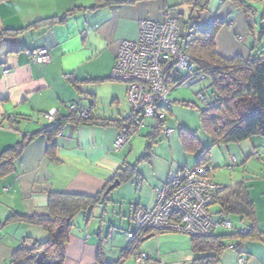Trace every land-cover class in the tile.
I'll return each mask as SVG.
<instances>
[{
    "label": "crops",
    "instance_id": "obj_1",
    "mask_svg": "<svg viewBox=\"0 0 264 264\" xmlns=\"http://www.w3.org/2000/svg\"><path fill=\"white\" fill-rule=\"evenodd\" d=\"M187 1L0 0V32L11 33L0 48V155L20 147L18 153L9 156L8 168L0 167V264H8L24 240L44 242L48 238L41 225L19 218L47 215V201L52 192L84 196L104 192L99 201L88 204L73 216L63 245L62 264H97L99 252L103 262L117 261L129 244L127 232L135 229L133 209L154 205V189L149 198L141 195L145 171L138 163L145 159L143 155L131 163L132 144L128 141L115 147L116 138L122 134L116 121L126 123L130 111L97 110L98 91L86 87L89 109L97 118L96 123L68 121L48 134L46 129L52 123L42 115L45 112L67 115L68 106L82 92L79 82L109 81L119 42L138 37L140 20H163L167 15L180 13L182 20L187 21L191 15H197L196 25L202 30L220 20L215 44L221 56L264 58V52L253 53L255 42L250 46L246 43V36L254 28L247 24L244 1L238 0L235 4L232 0H209L206 8L197 14L196 8ZM68 11L71 13L65 16ZM260 38L258 34L259 42ZM38 47L49 50L47 63H36L27 53ZM107 87L112 103H119L122 90L126 96V83L111 82ZM165 118L166 115L161 124ZM152 119L148 133L155 130L153 127L158 121ZM192 135L194 143L189 150L195 155L193 165H187L185 160L176 166L175 161L149 163L151 170L147 169L146 176L155 188L177 170L195 166L198 150L209 147L207 164L211 166V180L222 186L243 183L254 211V236L226 239L229 246L214 264H264V136L216 144L210 139L207 145H202ZM183 149L186 148L183 146ZM125 165L134 166V173L128 179L119 180L113 192L112 189L106 192L114 182L115 172ZM223 167L233 170L231 179L223 182L221 178L213 179L212 170ZM125 192L131 195V208L126 204L113 206L114 196L125 200ZM229 214L234 213L225 216ZM234 215L237 217L234 230L217 227L213 232H243L249 219ZM190 245L188 234L152 231L120 264H193L197 254L191 251ZM140 254L148 258L139 261ZM240 257L243 263L238 262Z\"/></svg>",
    "mask_w": 264,
    "mask_h": 264
},
{
    "label": "trees",
    "instance_id": "obj_2",
    "mask_svg": "<svg viewBox=\"0 0 264 264\" xmlns=\"http://www.w3.org/2000/svg\"><path fill=\"white\" fill-rule=\"evenodd\" d=\"M208 1L189 0L187 3L196 8L195 13L197 14L206 8ZM232 1L235 4L238 2V0ZM70 13L71 11H68L65 16ZM178 17L184 50L195 61L196 73L200 72L208 76L211 81L212 101L200 111V123L201 127L208 132L212 144L238 142L253 135L264 136V58L251 56L245 59L240 55H235L232 58L223 57L218 53L215 44V36L222 21L215 20L207 30H202L196 25L197 15H191L187 21L182 20L180 13H178ZM8 31L0 32V48L11 37V33ZM185 78L183 74H180L173 80V84L182 83ZM200 98L204 103L203 94ZM168 108L169 105L165 107V109ZM68 111L65 116L57 113V120L52 122L50 129H46V133H52L68 121L78 123H96L97 121V118L92 116L91 110L87 117H78L69 108ZM142 119L131 113L127 117L126 123L119 124L117 120L118 125H115L121 130V133H133L142 123ZM162 121L155 122L153 127L155 130L148 133V146L149 142L155 141L157 135L161 133ZM188 132L182 133L183 146L186 149H190L192 144V142L190 144L189 139L192 138L187 134ZM19 151L20 147L15 146L3 152L0 155V167L2 166L3 170L7 169L11 161L9 156L12 157ZM197 153L195 166L209 165L207 164L209 147H202ZM134 171V166H121L116 171L120 174L115 178L123 181L128 179ZM219 186L222 189L216 195L213 203L219 207L217 213L220 216L234 213L241 218L245 217L249 219L248 226L243 232L240 230L215 234L212 231L210 235L206 236L190 235L191 251L197 254L193 264L216 263L221 252L229 246L225 242L226 239L254 236V223L252 222L254 211L245 185L238 182L230 186ZM103 193L100 192L94 196L61 192L50 193L47 201V215L21 216L19 218L41 225L47 231L48 238L44 242L27 243V240H24L13 252L8 264H62L65 255L63 245L70 233L73 216L88 204L99 201ZM152 231L157 232L148 228L134 229V237L123 249L117 261L103 262L101 252H99L97 264H120L123 257L130 251L133 252L143 237Z\"/></svg>",
    "mask_w": 264,
    "mask_h": 264
},
{
    "label": "built area",
    "instance_id": "obj_3",
    "mask_svg": "<svg viewBox=\"0 0 264 264\" xmlns=\"http://www.w3.org/2000/svg\"><path fill=\"white\" fill-rule=\"evenodd\" d=\"M27 53L36 63H47L50 60L49 50L45 47ZM195 70V61L184 50L178 15H167L163 20H140L138 37L119 42L110 77L127 84L126 98L131 107L129 114L163 120L165 107L170 103L168 93L173 80L184 71L192 74ZM68 108L78 117H87L90 111L78 103H71ZM42 115L51 123L58 118L56 112H45ZM172 131L169 127L164 129L163 134ZM131 135L132 132L120 134L116 138L115 147L128 142ZM210 171L209 165L177 170L155 188L152 207L137 206L133 209L135 229L148 228L206 236L217 227L232 228L229 220L214 219L209 210L222 189L211 180ZM114 175L118 176L119 172ZM133 237V231L127 232L129 241ZM147 258L146 254H140L138 260ZM238 262L243 263V259L238 258Z\"/></svg>",
    "mask_w": 264,
    "mask_h": 264
},
{
    "label": "rangeland",
    "instance_id": "obj_4",
    "mask_svg": "<svg viewBox=\"0 0 264 264\" xmlns=\"http://www.w3.org/2000/svg\"><path fill=\"white\" fill-rule=\"evenodd\" d=\"M245 2L246 9L248 16V25H251L254 30L252 29V33L248 34L246 37V43L248 46L253 45L254 42V52L257 54H261L260 52H264V0H242ZM251 31V29H250ZM255 31V33L253 32ZM262 31L261 33H259ZM258 34H261V41H258ZM184 75L185 80L182 83L173 84L170 87L169 93H168V99H169V108L165 110L166 118L164 120V124H161V135L157 138V141H150L149 146L147 145L148 142V135L147 133L151 129V126L154 122L152 118L149 117H143L142 123L137 128L136 131L132 133L130 136L128 144H132L133 146V152L131 156L129 157V161L131 163H135L136 159L140 155H143V157L146 159L139 160L138 165L145 171V178L142 181V191L141 195L143 197L147 196L150 197V194H153V189L155 191V188H153L154 182L151 183V179L146 176L147 169L151 170L152 163L156 162V164H162L163 162H173L175 161L176 165H178L179 161L182 162L181 165L184 163V160L186 161L187 165H193V161L195 158L194 152H191L189 149H183V141H182V133H186L192 138V134L196 135L197 142H201L202 145H207L206 143L210 141L208 132H206L203 127H201L200 123V111L209 103L212 101V94H211V88H210V78L208 76H205L204 74L197 72L196 70L192 72V74H188V72L184 71L182 72ZM111 82H116L119 84L125 83L116 79H109V81H102V82H95V83H84L79 82L78 86L82 92L78 93V96H75V101L71 103L80 104L81 106H84L86 108H89V100L90 96H87L86 93V87L88 89H96L98 91L97 96V102L95 104V108L98 110H109L112 109L114 112L117 109L123 110V111H130L131 107L127 101V98L125 96V90H122L121 94H119L120 101L119 103H112V96H109L108 91V84ZM123 86V85H122ZM204 95L205 102L201 100L200 96ZM87 96V97H86ZM122 112V111H121ZM164 125V127H163ZM172 128V132L165 135L163 134L164 129L166 128ZM182 130V131H181ZM186 131V132H185ZM193 139V138H192ZM190 140V144L194 143ZM199 142V143H200ZM145 154V156H144ZM142 157V158H143ZM150 158L149 160H147ZM151 165H150V164ZM145 169V170H144ZM233 170H229L228 167H223L221 169H213L212 175L213 179H223L225 181H228L231 179V173ZM218 173V174H215ZM120 174V173H119ZM150 176V175H149ZM116 175H113V178L115 180ZM113 192V189L111 190ZM125 200L119 199L117 195L114 196V204L115 205H121L126 204L127 207L131 208V203L129 198H131V195L128 192L124 193ZM112 206V205H111ZM110 208V207H109ZM129 208V209H130ZM218 205L212 204L209 207L210 212L213 213V218H225L229 220L232 224V228L225 229V228H218L221 230H227L231 231L234 230V222L236 220V215L229 214L227 216H220L218 213ZM161 231V230H157ZM128 240V239H127ZM128 242H130L128 240Z\"/></svg>",
    "mask_w": 264,
    "mask_h": 264
},
{
    "label": "water",
    "instance_id": "obj_5",
    "mask_svg": "<svg viewBox=\"0 0 264 264\" xmlns=\"http://www.w3.org/2000/svg\"><path fill=\"white\" fill-rule=\"evenodd\" d=\"M117 184H119V180H118V178H115L114 182L111 183V184L107 187L106 192L109 191L110 189H112V188H113L115 185H117Z\"/></svg>",
    "mask_w": 264,
    "mask_h": 264
}]
</instances>
